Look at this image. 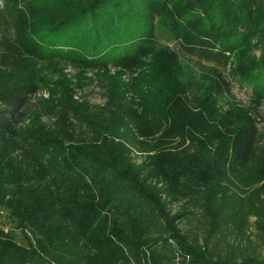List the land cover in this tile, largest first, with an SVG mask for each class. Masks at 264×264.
I'll return each mask as SVG.
<instances>
[{"label":"trees","instance_id":"1","mask_svg":"<svg viewBox=\"0 0 264 264\" xmlns=\"http://www.w3.org/2000/svg\"><path fill=\"white\" fill-rule=\"evenodd\" d=\"M16 2L2 0L0 7L3 67H13L19 59L16 52L24 48L16 38L17 27L26 26L19 4L32 8L42 2L40 10L51 8L54 14L52 18L47 13L41 35L32 30L35 46L49 47L47 53L58 61L77 55L97 69L119 65L137 53L151 59L158 75L180 66L176 49L157 48L142 39L146 21L141 5L154 6L155 12V0ZM245 2L194 0L195 19L192 27L185 25L186 36L179 32L180 25L171 32L182 54L206 68L216 95L230 93L238 80L247 85L264 81V70L255 76L225 73L227 64L249 50L255 30L251 13L257 6L250 9ZM259 40L264 45V32ZM39 90L33 81L0 78V142L19 136ZM256 109L252 104L224 111L221 126L234 131L225 142L201 151L190 144L157 151L142 139L144 122L132 113L111 115L100 123L95 119L92 133L81 138L82 147L72 146L70 154L62 156L73 168L75 163L86 165L83 180L80 172L65 171L54 184L53 206H35L40 221L32 230L33 244L18 248L0 232V264H264V152L259 148ZM195 126L182 124L180 131ZM21 143L15 144L16 150L32 168L22 175L33 179L30 184L37 183L44 178L45 163L37 149ZM73 148L82 152L75 155ZM80 166L74 169L80 171ZM1 191L16 196L18 186L5 190L1 184ZM126 219L141 227L139 243L116 231Z\"/></svg>","mask_w":264,"mask_h":264},{"label":"rangeland","instance_id":"2","mask_svg":"<svg viewBox=\"0 0 264 264\" xmlns=\"http://www.w3.org/2000/svg\"><path fill=\"white\" fill-rule=\"evenodd\" d=\"M49 1L52 3V0ZM245 1V6L250 3V9L257 6L258 11L251 13L255 30H251L253 32L248 39L249 50H242L238 61L232 60L227 64L225 73L238 75L251 72L255 76L264 70L261 69L264 66V45L259 40L264 32V0H255L254 5L251 0ZM195 2L198 4L201 0ZM42 3L32 8L19 4L18 9L22 12L18 13L27 27H17L16 38L24 48L16 52L19 59L13 67L9 69L0 64V78L6 76L16 82L33 81L40 86L31 100L30 114L21 125L19 136L0 142V185L5 190L18 186L16 196L4 191L0 193V232L6 240L18 244V248L33 244L32 230L40 221L39 209H34L35 206H53L51 196L54 184L65 171L73 169L75 173L80 172L78 178L83 180L86 165L75 163L74 168L80 166L78 171L68 161L64 163L62 156L69 155L67 151L72 146L82 147L81 138L92 133L90 126L96 120L100 123L111 115L116 117L124 111L132 113L138 121L144 122L142 139L151 143L157 151L181 144L193 145L201 151L225 142L234 131L221 126L220 117L224 111L256 104L259 148L264 152V81L262 84L247 85L238 80L230 93L216 95L206 76V68L183 55L180 47L174 45L172 30L180 25L179 32L186 36L185 25L190 28V22L195 19L194 0H155L154 4L158 3L155 12L154 6L141 5L146 21V33L142 39L157 48H174L180 54V66L163 75L156 73L150 58H139L137 53L131 54L119 65L97 69L81 62L83 59L77 55H72L69 61H58V56L47 53L49 47L42 46L40 50L37 44L35 46L37 35L32 30L43 33L48 24L47 13L52 18L54 14L48 11L51 8L40 10ZM13 13L17 14V11ZM235 35H232V40ZM61 39L62 35L57 40ZM47 41H50L49 37ZM40 56V60L35 59ZM189 122L196 124L194 129L181 132L180 125L190 127ZM18 140L25 148L37 149L45 163L44 178L37 183L30 184L33 179L22 175L32 168L16 150ZM72 151L75 155L82 152L74 148ZM56 162L57 169L53 167ZM141 230L134 220L126 219L116 231L139 243ZM87 242L90 243V240ZM113 245L110 242V246Z\"/></svg>","mask_w":264,"mask_h":264},{"label":"clouds","instance_id":"3","mask_svg":"<svg viewBox=\"0 0 264 264\" xmlns=\"http://www.w3.org/2000/svg\"><path fill=\"white\" fill-rule=\"evenodd\" d=\"M0 7H2V0H0Z\"/></svg>","mask_w":264,"mask_h":264}]
</instances>
